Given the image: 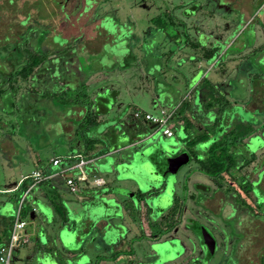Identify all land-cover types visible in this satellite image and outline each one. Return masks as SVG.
<instances>
[{"label": "rangeland", "instance_id": "rangeland-1", "mask_svg": "<svg viewBox=\"0 0 264 264\" xmlns=\"http://www.w3.org/2000/svg\"><path fill=\"white\" fill-rule=\"evenodd\" d=\"M84 4L85 7L79 0H0L1 190L12 188L30 169L49 165L54 155L83 151L82 133L99 136L108 149L111 128L100 130L113 123L112 128L121 141L123 133L119 131L132 126L129 119L133 109L170 114L201 76L231 101L230 110L249 95L252 98L246 107L253 109L259 100V94L255 93L258 81L249 77L259 69L255 60L264 56V50L256 56L251 54L264 42V0H85ZM170 20L177 25L170 24ZM104 30L113 39L101 46L105 40ZM206 36H210L208 41L218 39L220 51L225 50V53L209 62H199L195 51L184 41L186 38L190 43L200 44ZM25 48L48 56L28 79L8 81L9 77L1 75L6 70L2 59L16 62L27 53L23 51ZM228 54L234 56L225 59ZM50 63L59 65L53 74L59 82L50 79ZM17 68L19 65H15ZM2 80H5L3 84ZM57 82L69 90L62 88L66 90L64 93L52 96L50 93ZM80 82L86 85L75 87ZM250 84L252 94L248 92ZM257 89L261 91L260 86ZM87 100L97 103L106 112L98 116L101 121L95 126L78 127L79 116L76 115L80 113L77 109ZM255 114L244 112L242 116L253 115L256 125L263 120L264 113ZM146 133L137 135L140 140L135 141L134 146L112 151L101 159L96 157L91 166L86 167L87 183L78 182L74 193L66 191L64 176L56 175L61 179L57 197L69 209L73 236L66 234L55 221L49 226L50 218L43 220L37 212L43 222L37 223L36 228L47 240L44 246L50 247L53 241L61 246V237L65 241L63 244L73 250L72 257H80L76 249L82 240L78 243L74 236L82 233L83 225L79 221L87 209L90 215L100 219L88 227L94 240L88 241L86 248L95 246L94 241L98 240L106 248L102 253L112 251V247L131 250L130 254L119 255L117 264H264V224L245 217L240 225L241 239L234 231L229 232V226L235 221L229 207L222 204L221 193L214 191L215 186L209 178L197 171L196 163L189 159L174 171L168 169L169 160L185 148L181 144V132L169 137L156 125ZM255 140H250V149L260 159L264 154V140ZM119 161L124 164L117 165ZM255 162L240 173H248ZM96 177H101L105 185L95 186L92 180ZM162 184L164 189L160 193L148 194L139 202L137 197L129 195L130 192L136 194L137 189L146 193ZM83 186L95 187L83 191L80 189ZM36 190L35 187L25 195L20 215L24 227L17 230L18 237L24 234V238L30 240L36 228L23 212L36 204L44 213L45 207L40 193L36 199L32 198ZM173 193L185 198L181 221L157 242H149L143 236L146 230L139 221L141 209L146 205L151 216L157 214L171 204ZM15 194L0 192V215H16L20 200L14 199ZM91 195L98 200V206L89 202ZM223 216L228 217L225 220ZM192 222L202 223L213 238L209 257L208 244L190 229ZM114 228L122 231V237L115 243H104L118 237ZM27 244V247L14 245L10 264L30 263L32 243ZM154 248L157 249L154 251ZM191 249L200 261L187 259L191 258V255L186 257ZM151 253L156 257L150 256ZM49 257L44 260L50 264ZM129 258L132 261L126 260ZM64 259L68 264L66 255ZM80 260L81 257L78 262ZM32 264H39V261L32 260Z\"/></svg>", "mask_w": 264, "mask_h": 264}, {"label": "trees", "instance_id": "trees-1", "mask_svg": "<svg viewBox=\"0 0 264 264\" xmlns=\"http://www.w3.org/2000/svg\"><path fill=\"white\" fill-rule=\"evenodd\" d=\"M169 22L170 24H173V26L174 24L177 25V22L174 23L173 21L171 22V20ZM250 22L252 21L250 20L249 23ZM184 42L195 51V58L199 61L209 62L214 57H219V55L225 53V50L220 51L218 42H214L208 46L203 45L202 42L200 44L196 42L190 43L186 40V38ZM16 50H18L17 47ZM263 50L264 42L255 48L251 54L256 56ZM23 51H26L27 53L25 56L21 55L19 58L20 60L16 62L2 59L6 70L5 72H2L1 75L7 76L6 78L9 77L8 81L11 80L12 82L16 78H20L22 80L28 79L32 75L34 69L41 63L43 58L48 56L44 54L40 56L36 53V51L31 50L30 48H25ZM51 57L52 59H58L59 61L61 60V58H57L55 56ZM255 62L256 63L254 64H256L259 69H256L257 72H253L249 78L250 80L255 78L258 81L257 84H259L258 86L261 87V91L257 89V86L255 93L259 94V100L252 110H249V108L246 107L251 101V95H249L247 98H244V100L241 99V102H233L234 104L237 102L239 105H235L234 108L230 110L231 101L226 98L224 94H221L215 85L208 81L205 76H201L199 81L184 96V98L176 104L169 118L171 121L172 135L175 133L179 134L181 132V144L185 147L181 153L186 154V162H188L189 159L193 160L197 165V171L202 172L209 178V181H211L215 186L214 191H219L221 193L222 204L228 205L229 213L233 216V220H235L234 224H229V230L231 229L229 232L234 231L238 234L240 239L243 236L242 229L240 228L243 218L247 217L250 220L257 219L264 224V168H262L264 165V154H262L260 159H257L255 152L250 149V140H264V118L255 125L253 116L255 113H264V107L260 106H264V64H262L264 63V56L262 59H256ZM211 64H213V62H211ZM15 65H19V68L15 69ZM50 65L51 69L49 70L50 73H52L50 75V79L58 80L59 78L53 74L55 73V67L59 68V65H56L55 63H50ZM261 67H263V69ZM240 80L241 78H239V81ZM4 82L5 80H2L1 84ZM242 82L243 80H241V83ZM53 87L54 89L50 93L52 96H54V93L60 94L59 92L61 91V93H64V91L69 90L68 87L63 85L59 86L57 83L53 85ZM75 87H84V83L80 82ZM62 88H65L66 90H61ZM252 90L253 88L250 84V89L248 92L250 91V94H252ZM242 91L244 92V90ZM42 93L46 95L44 91H42ZM83 95L84 94H82V97ZM11 105L12 102H10V107L12 108ZM98 106L99 105L97 103L93 104L87 100L86 103L83 104V107L81 106L77 109V112L80 113L76 115L79 116L78 119L80 124L78 127L83 126V124L84 127L95 126L101 121L99 120L98 116L100 114H104L106 109L103 110ZM239 109H241V111H239ZM244 112H253V115L244 118L242 116ZM129 121L132 126H125L122 131H119L123 133V139L121 141L118 139L119 137L116 133L117 131L112 128L114 127L113 123L104 126L100 130L104 132L106 127L111 128L107 141L109 146L108 149L103 146L99 136H92L88 135L87 133H82L80 137L83 151H77L74 154L72 151H69V153L64 156L54 155V157H59L68 161L70 160L69 158H77L76 156L79 155L83 159H91L92 162H94L96 157L101 159L112 151H117L119 149L123 150L127 147L134 146V142L140 140V137L137 135H145L151 132L150 130L148 133H146L151 124L145 122L144 120H135L133 117H130ZM99 134L100 132L97 133V135ZM254 161L256 162L253 164V166H251L248 173H240L242 169L250 166ZM90 163L84 167L87 175L89 172L87 171L86 167L89 165L91 166ZM121 164L123 165L124 163H122V161L117 163V165ZM47 166L48 164L46 167ZM46 167H40L38 165L35 169H38L45 174H49V171L44 170ZM169 167L170 165H168V169ZM116 171L118 173V170ZM234 172L237 174H232ZM28 174L29 173H26L24 177L16 182L12 188L3 190L0 189V192H16L14 199L18 201L20 200V206L16 212V215L11 213L6 217L0 215V248L7 246L15 218H17L19 221H23L24 223V220L20 218V215L22 214L21 208L23 200L25 195H27L35 187L37 188V194L32 195V198L36 199V196H39L38 193H40V196L44 198V202L49 204V206L55 212L58 220L52 219L50 212H47L46 207H44L43 211L48 216L38 209V207L40 208L41 206L37 207L35 204L34 206H30L28 211L23 212V215L29 216L30 211H33V218L30 219L33 221L34 228H36L37 223L43 222L37 217V212L41 215V217H43V220L47 219V217L50 218L49 226H51V224L53 225L54 221L56 225L65 226L69 220V209L66 207L65 203L60 200V198L58 199L56 192L57 187H59V185H56L60 184L61 179H58V176L48 177L47 179L34 184L28 191H26L32 183V178L29 177ZM252 175L255 176V178L252 177ZM104 185L105 182L103 180V184L98 186L102 187ZM195 186L196 188L199 187L198 184H195ZM86 187L87 186H83L80 189L88 191L89 189H94L95 186L91 188ZM65 189L68 191L67 187H65ZM163 189L164 185L162 184L158 188L148 189L146 192L147 194L144 192H139L137 189L136 194H133L134 192H130L129 195L137 197L139 202L142 200V198L147 197L148 194H158ZM19 192L22 193L21 199L19 197ZM17 193H19V195ZM93 195L95 196V194ZM93 195H91L92 199H90L89 202L91 201V204L98 206V200L94 198ZM184 199V195L180 196L176 193H173L171 204L165 209L159 210L157 214L154 213L152 216L149 214L150 210L148 206L144 205V207L141 209L142 217L139 221L142 223V227H144L146 230L143 236L147 237L149 242H157L161 236L173 231V229L176 228V226L181 221L182 212L184 209ZM35 202L37 205L40 204L38 201ZM218 213L221 215L220 211ZM56 217L55 219H57ZM226 217L228 216H223L225 220ZM93 219V223L96 224L98 222L97 219L100 218L95 215ZM91 226H93V224H91ZM57 227L59 228V226ZM47 230L48 229L46 228L45 232ZM113 230H115L114 232L117 233V240H119L122 237V231L118 228H114ZM64 231L66 233L68 232L66 230ZM82 233H75L74 237L78 243L82 240ZM23 235L24 234L18 237V240L14 245H22L27 247V242L32 243L29 251V264H32V260L39 261V259H44V257L47 258L49 255L50 262L54 264H65V255L69 257L71 264H80L78 259H80L81 255L80 257L76 256L74 259L67 252L68 247L62 243L61 246H59L53 241V244L50 247H45L44 242L46 238H44L43 233H41L37 228L32 240H30L29 237L24 238ZM70 235L73 236V230L70 231L69 236ZM213 245L214 243L208 244L209 249L207 257L212 254ZM130 252L131 250L129 249H118L110 252L108 255H104V257L110 261L114 260L119 255L126 253L130 254ZM259 258L261 263V255Z\"/></svg>", "mask_w": 264, "mask_h": 264}, {"label": "built area", "instance_id": "built-area-1", "mask_svg": "<svg viewBox=\"0 0 264 264\" xmlns=\"http://www.w3.org/2000/svg\"><path fill=\"white\" fill-rule=\"evenodd\" d=\"M172 114V111L168 115H163L162 112L160 114H152L149 112H141L137 109L132 110L131 115L136 120H144L147 123L158 125L161 128V133L170 136L172 135L171 125L168 126V120ZM77 158H69L70 160L61 159L59 157H54L50 159L49 167H55L56 169L49 174H45L38 169H33L29 172L28 176L32 178V183L28 187L26 191H28L34 184L47 179L51 176L62 175L64 176V184L66 185L69 192L74 193L77 191V183L81 181H86L88 175L85 172L84 167L92 162L91 159H83L79 155ZM72 174H71V173ZM95 186L103 184V179L101 177H96L92 180ZM24 225L23 221L17 220L15 218L14 224L11 230L10 238L7 243V246L0 248V263L1 264H9L11 250L13 245L18 240L17 230L22 228Z\"/></svg>", "mask_w": 264, "mask_h": 264}, {"label": "crops", "instance_id": "crops-1", "mask_svg": "<svg viewBox=\"0 0 264 264\" xmlns=\"http://www.w3.org/2000/svg\"><path fill=\"white\" fill-rule=\"evenodd\" d=\"M104 35H105V40L101 43V46H103V45H105V43L109 40V41H111L113 38H111V36L110 35H108V34H106L105 33V31H104ZM208 37L210 38V36H206V38L204 37V40H202V44L203 45H205V46H208V45H211L212 43H214V41H216V42H218L217 40L218 39H215V38H212V40H209L208 41ZM206 40L208 41L207 43H206ZM105 42V43H104ZM234 55L233 54H228L227 56H226V58L225 59H229V57H233ZM224 59V60H225ZM199 62H201V61H199ZM203 62V61H202ZM210 65H212L211 63H210ZM209 65V66H210ZM60 80L58 79V82H59ZM58 82H57V85H59V86H62V84H58ZM85 84V83H84ZM86 85V84H85ZM248 108V107H247ZM249 110H252V109H250L249 108ZM45 167H46V165H45ZM93 167V169L96 171V169H95V167L94 166H92ZM34 169V168H33ZM56 168L55 167H49V165L44 169V170H47V171H49V170H52V171H54ZM32 169H30V171H31ZM54 181V180H53ZM56 182V181H55ZM57 183V182H56ZM58 185H60V184H57L56 186H58ZM84 191V190H83ZM77 199H79L80 197H76ZM45 207H46V210L48 211V212H50V216L52 217V219H54V220H58V218L56 217V214H55V212L52 210V208L49 206V204H47V203H45ZM87 209H84V213H83V216L84 217H82L81 218V220L79 221V222H81L82 223V232H84V236H82V242L81 243H79V246L77 247V249H76V251H77V253H80V255H81V260H80V264H109L108 262H109V260L108 259H106V257H104V255H108L110 252H113V251H115V250H118L119 248L118 247H112L113 249H112V251H110V252H107V253H102L103 252V250H106V248L104 247V246H102V243L100 242V241H98V240H95L94 242H95V246H92L91 245V247H87L86 248V243L88 242V241H90V240H94V237H91L90 236V234H91V231H89V226L91 225V224H93V218H94V215L92 214V215H90V213H88V211H86ZM55 217L57 218V219H55ZM70 222H73V221H70V220H68L67 221V223H66V225L65 226H62V229H64V230H66V231H68L66 234H69L70 233V231L71 230H73V226H71V228H70V225H69V223ZM60 228V227H59ZM71 229V230H70ZM57 245H58V243H57V241H54ZM60 246V245H59ZM102 251V252H101ZM68 253H69V255L70 256H72L71 254L73 253V250H69L68 249V251H67ZM74 258V257H73ZM67 260H68V264H70L71 262H70V259H69V257L67 256ZM120 259H119V257H116L114 260H110L111 261V264H117V262L119 261ZM128 262H129V260H131V258H129V259H126ZM132 261V260H131ZM29 264V263H28ZM65 264H67L66 263V260H65Z\"/></svg>", "mask_w": 264, "mask_h": 264}, {"label": "water", "instance_id": "water-1", "mask_svg": "<svg viewBox=\"0 0 264 264\" xmlns=\"http://www.w3.org/2000/svg\"><path fill=\"white\" fill-rule=\"evenodd\" d=\"M83 7H85V4H84V1H83ZM105 31V30H104ZM155 127L154 124H151L149 126V129ZM187 161V158H186V154L185 153H180L179 155L171 158L169 160V165L171 167V170L174 171L179 165L185 163ZM95 216V215H94ZM29 218H33V211H30L29 213ZM197 231L199 233V235L202 237L203 241L206 243V244H211L213 243V238L211 237L210 233L203 227V226H198L197 228ZM60 240H61V243L63 244L65 241L61 239L60 237ZM111 240V241H110ZM110 240H106L104 243L108 242V243H111V242H114L117 240V237L116 238H112ZM103 241V240H102ZM65 244V243H64ZM157 248H154V251L156 250ZM39 264H49L47 263L44 259H39ZM51 264V263H50ZM54 264V263H53Z\"/></svg>", "mask_w": 264, "mask_h": 264}, {"label": "flooded vegetation", "instance_id": "flooded-vegetation-1", "mask_svg": "<svg viewBox=\"0 0 264 264\" xmlns=\"http://www.w3.org/2000/svg\"><path fill=\"white\" fill-rule=\"evenodd\" d=\"M69 1V0H68ZM80 1V3L82 4L83 3V1H85V0H79ZM95 2V1H94ZM83 11H81V13H82ZM80 13V14H81ZM85 14V13H84ZM201 199V198H200ZM218 215V214H217ZM198 226H203L204 227V225L202 224V223H198V222H192L191 223V226H190V229L192 230V231H196L197 233H198V231H197V228H198ZM196 227V228H195ZM207 231H208V229L206 228V227H204ZM209 232V231H208ZM210 233V232H209ZM199 234V233H198ZM189 241H191L192 242V240L190 239ZM184 251V250H183ZM182 253V252H181ZM188 255H191V258L190 257H188L187 259L188 260H193V261H195V262H197V261H200V259L196 256V254H194V252L192 251V249H191V251L189 252V253H187L186 254V257L188 256ZM150 256H152V257H156V255H155V253H151V255ZM194 256V257H193Z\"/></svg>", "mask_w": 264, "mask_h": 264}]
</instances>
